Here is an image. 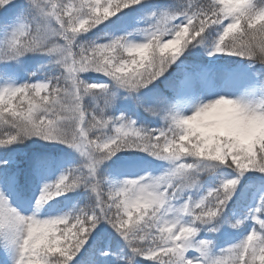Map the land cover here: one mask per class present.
Here are the masks:
<instances>
[{"label":"snow or ice","instance_id":"obj_1","mask_svg":"<svg viewBox=\"0 0 264 264\" xmlns=\"http://www.w3.org/2000/svg\"><path fill=\"white\" fill-rule=\"evenodd\" d=\"M0 254L264 264V0H0Z\"/></svg>","mask_w":264,"mask_h":264},{"label":"rangeland","instance_id":"obj_2","mask_svg":"<svg viewBox=\"0 0 264 264\" xmlns=\"http://www.w3.org/2000/svg\"><path fill=\"white\" fill-rule=\"evenodd\" d=\"M66 166V165H65ZM59 168L57 167L55 173L53 175H48L47 176V179L48 180H52L56 177V175H58L59 173ZM144 169H136L134 171H131L129 170V174H136L140 171H143ZM51 206V208H50ZM51 210L53 212H56V211H66L67 210V206H60V205H45V208L41 210V216H44L48 213V211ZM0 264H5V259H4V256L3 254L0 255Z\"/></svg>","mask_w":264,"mask_h":264},{"label":"trees","instance_id":"obj_3","mask_svg":"<svg viewBox=\"0 0 264 264\" xmlns=\"http://www.w3.org/2000/svg\"><path fill=\"white\" fill-rule=\"evenodd\" d=\"M205 59H208V57H205ZM228 59H230V60H238L239 58H237V57H230V58H228ZM174 69H175V65H173V68L170 69L169 71H173ZM153 126H154V125H153ZM64 150H65V149H64V146H63V145H58V146H56V149H55V151H64ZM118 155H120V154H118ZM144 155H145V154H143V153L140 154L141 157H144ZM113 159H115V157H114ZM148 159L150 160L151 158L149 157ZM55 169H56V168H55ZM55 169L52 170L51 173H50L49 175L53 174V173L55 172ZM129 170L134 171V170H136V168H130ZM54 179H55V178H54ZM52 180H53V179H52ZM58 199H63V198H58ZM49 204H50V205H56V202H55V201H51V202H49ZM0 255H1V254H0Z\"/></svg>","mask_w":264,"mask_h":264}]
</instances>
